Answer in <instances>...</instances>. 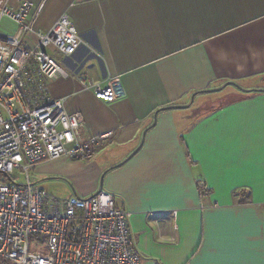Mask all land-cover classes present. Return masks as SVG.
I'll return each instance as SVG.
<instances>
[{"label": "crops", "instance_id": "1", "mask_svg": "<svg viewBox=\"0 0 264 264\" xmlns=\"http://www.w3.org/2000/svg\"><path fill=\"white\" fill-rule=\"evenodd\" d=\"M22 1L42 2L35 30L63 13L74 25L82 45L70 58L54 54L67 74L49 81L50 94L81 113L83 140L110 133L86 158L36 164L44 183H32L61 192L64 178L63 198L91 196L101 182L130 212L140 264H264V0L7 5ZM15 30L0 19V36ZM82 59L86 84L118 76L124 95L107 101L84 87L73 72ZM222 85L227 93L197 100ZM196 100L202 104L182 113Z\"/></svg>", "mask_w": 264, "mask_h": 264}, {"label": "built area", "instance_id": "2", "mask_svg": "<svg viewBox=\"0 0 264 264\" xmlns=\"http://www.w3.org/2000/svg\"><path fill=\"white\" fill-rule=\"evenodd\" d=\"M41 7L42 2L22 1L13 9L0 0V19L16 24L13 34L0 36V264H140L128 229L130 212L117 207L110 193L62 198L30 179L28 170L36 164L86 158L110 136L106 132L83 140L81 113H68L64 99L51 96L49 81L67 74L54 54L72 57L82 38L65 13L46 31L35 30ZM73 66L97 98L111 101L124 95L118 76L88 85L84 59ZM20 169L25 172L22 183L12 176Z\"/></svg>", "mask_w": 264, "mask_h": 264}, {"label": "rangeland", "instance_id": "3", "mask_svg": "<svg viewBox=\"0 0 264 264\" xmlns=\"http://www.w3.org/2000/svg\"><path fill=\"white\" fill-rule=\"evenodd\" d=\"M228 89H231V88H228ZM227 91L228 90H225V91H215V92H209V93H205V94H203L202 96L203 97H201V98H199V99H197V100H199V101H201V100H206V99H210V100H212V99H214V98H216V97H220L222 94H224V93H227ZM205 95V96H204ZM197 100L196 101H194L193 102V104H192V106H190V107H187V108H184V109H182V113H192L193 112V109L195 108V107H197V106H199L200 104H202V103H200V102H197ZM220 102V101H219ZM212 104H214L213 102H210V103H207V104H204V105H201V107L199 108L200 110H199V112L200 113H203L204 111H206V110H208V109H210L211 107V105ZM189 118V120L191 121L192 119H193V115L191 116V117H188ZM28 173H29V176H30V179H31V181H37L35 184L36 185H42L43 183H44V180H39V177H36V175H35V173H34V171H33V168H30L29 170H28ZM12 176L14 177V178H16V182H19V183H22V182H24V176H25V172H24V170L23 169H20V170H14L13 171V173H12ZM63 180H64V182L67 184V187H66V190L65 191H59V190H56V189H54L53 188V186L51 187V189H48V192H50V194H52V195H54V196H57V197H61V196H63L62 194L63 193H67L68 192V180H66V179H64L63 178ZM65 185V184H64ZM64 194V195H65ZM68 195V194H67Z\"/></svg>", "mask_w": 264, "mask_h": 264}, {"label": "water", "instance_id": "4", "mask_svg": "<svg viewBox=\"0 0 264 264\" xmlns=\"http://www.w3.org/2000/svg\"><path fill=\"white\" fill-rule=\"evenodd\" d=\"M226 84H228V83H225L224 85H226ZM230 84H232V85L235 86L236 88L241 89L240 86H238V85L235 84V83H230ZM224 85H222V86H220V87L209 88V89L203 90V91H201V92H204V91H208V92H211V91H212V92H215V91L220 90ZM261 90H264V89H261ZM194 95H195V94H192V97H191V98H193ZM186 106H188V104H187V105H172V106H167L166 108L168 109V108H173V107H186ZM100 190H101V182H100V187H99L98 191H100ZM98 191H97V192H98Z\"/></svg>", "mask_w": 264, "mask_h": 264}]
</instances>
